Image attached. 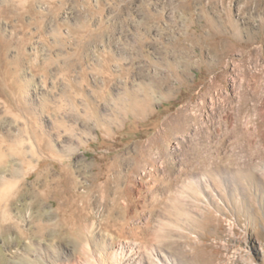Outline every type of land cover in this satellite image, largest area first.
<instances>
[{
    "label": "rangeland",
    "instance_id": "1",
    "mask_svg": "<svg viewBox=\"0 0 264 264\" xmlns=\"http://www.w3.org/2000/svg\"><path fill=\"white\" fill-rule=\"evenodd\" d=\"M0 264H264V0H0Z\"/></svg>",
    "mask_w": 264,
    "mask_h": 264
}]
</instances>
